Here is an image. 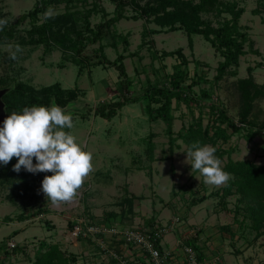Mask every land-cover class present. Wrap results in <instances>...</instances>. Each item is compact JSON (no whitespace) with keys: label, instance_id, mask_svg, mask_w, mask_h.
<instances>
[{"label":"rangeland","instance_id":"1","mask_svg":"<svg viewBox=\"0 0 264 264\" xmlns=\"http://www.w3.org/2000/svg\"><path fill=\"white\" fill-rule=\"evenodd\" d=\"M236 1L246 9L239 21L240 25L247 28L249 36L255 42V48H258L262 55L248 53L243 56L239 74L227 76L219 82L218 87L214 88L212 80L222 57L212 45L202 35H196L194 47L191 49L185 32L177 30L152 34L146 37L147 42L141 47L145 25L149 28L156 27L146 18L123 19L112 25L102 40L105 46L103 53L108 58L114 60L119 54L125 56L124 63L130 85L120 76L115 66L104 63L93 66L87 59L88 56L99 59L98 56L101 54L96 51L100 46L99 43L88 44L83 55L79 56L75 50H64L55 41H52L49 50L43 44H22L20 42L22 38L30 37L28 30L33 25L31 17L19 22L14 39L0 42V81L2 82L0 90L7 92L16 82H24L37 91L56 82L64 88L78 89L79 97L67 107H61L67 114L74 113L72 117L74 127L64 130L70 131L75 136L76 142L84 150L90 151L93 157V170L78 190L77 196L71 202L60 205H53L40 191L44 176L51 175V172L33 174L24 170L26 175L35 179L31 185L22 179L23 176L14 179L0 172V244L9 248L8 242L14 241L17 247H21L18 248L19 252H12L4 264H32L36 248L42 241L60 242L64 249L79 256V264H95L97 262L93 257L95 251L87 243L95 234L87 238L83 236L75 239L72 225L74 223L79 225L86 220L88 225H97L96 223L102 221L106 212L114 211L121 215L110 219L109 223L110 226L125 229L146 223L151 217H154L155 221H166L180 215L189 222L187 218L189 213L188 210V214L186 213L185 208L189 205L193 194H202L204 184L212 190L219 186L204 183L203 176L198 171L191 170V165L186 162L187 154L182 153L183 149L175 153L177 169L175 168L174 172L170 168L172 163L169 160H159L155 168H151L146 158L148 134L151 132L158 134L153 138L157 144L158 157L164 151L169 153L170 150L165 123L161 120L154 123L149 121L145 110L147 101L144 92L148 83L163 82L174 71V65L179 63L180 59L177 56L163 57L161 52L182 47L191 61L188 65L190 78L187 79L186 84L191 83V80L196 79L198 75H203L205 81L194 87V93L191 94L195 100L191 106L182 103L175 110L177 118L174 122V130L179 131L183 124L189 123L194 115L198 117L201 112L206 113L204 124L208 123L212 101L199 100L201 88H211L212 100L224 107L228 114L238 121L237 80L247 77V69L252 66L257 82L264 84V10L260 14L253 13L259 2L264 0ZM40 2L41 0H0V19H6L9 26L15 24L23 14L33 10ZM95 3L99 10L104 8L109 14L107 17L102 11L93 14L90 22L95 27L112 16L115 4L111 0H72L71 2L52 0L47 10L38 14L36 23L54 20L68 11H79L80 13L65 17L64 25L56 30L64 32L67 28L74 27L83 29L84 12ZM134 13L133 8L128 7V14ZM203 16L211 19L214 24L224 18L223 16L218 18L213 14H203ZM62 34H56V37L59 38ZM76 38L75 33H69L66 44H71ZM17 44L23 51L17 54V59H10L9 50H14ZM134 52L135 55H130ZM79 59L83 60L85 65L78 64ZM128 97L130 102L112 119L97 115L96 109L101 104ZM255 117L259 125L264 123V98L256 101ZM258 132L252 141H247L246 130L236 133L231 140V144L236 148L232 157L251 158L259 163L264 162V129ZM140 165L148 167L138 169ZM173 188L178 195L172 194ZM128 192L129 195H138L133 211L127 205L121 204V198L128 195ZM213 199L214 201L208 200L204 204H212L208 207L214 209L217 207L215 204L217 199ZM234 201L233 198L230 203L232 210L235 209ZM203 212L201 210L196 216L200 217ZM6 216L10 217V221H5ZM21 217L24 220H21ZM101 224L109 226L104 222ZM80 225L84 227L83 224ZM111 233L107 231V235ZM253 235L255 231L252 230L251 237L248 238L252 239ZM170 237L173 239L175 235H169L168 241ZM22 246L26 248L27 254L22 251ZM1 256L4 259L6 255L2 252ZM233 258L236 264L238 260L242 261L241 257L236 255H233ZM103 264L108 263L103 262Z\"/></svg>","mask_w":264,"mask_h":264},{"label":"trees","instance_id":"2","mask_svg":"<svg viewBox=\"0 0 264 264\" xmlns=\"http://www.w3.org/2000/svg\"><path fill=\"white\" fill-rule=\"evenodd\" d=\"M51 1L41 0L39 5L23 14L15 24L10 26L7 24L3 30H0V42L14 39L19 22L31 17L33 25L28 30L30 37L29 39L22 38L20 40L22 44H43L49 50L52 47V41H55L64 50H75L79 56L83 55V51L88 44L99 43L100 46L96 50L101 54V56H98L99 59H93L90 56L87 59H89L93 66L103 63L115 66L119 70L120 76L127 80L128 85H130V78L124 63L125 56L119 54L116 59L111 60L103 53L105 46L102 44L106 31L123 19L138 20L146 18L156 25L153 28L145 25L141 47L146 44V37L152 34L181 30L187 35L189 46L193 49L194 37L202 35L222 57L218 62L214 80H212L213 88L218 87L219 82L227 76H237L239 74L241 58L243 56L248 53L262 55V52L258 48H255V42L249 36L247 28L240 25L239 21L246 9L240 6L236 0H111L115 4L112 16L93 27L90 22V17L93 14L102 11L105 17L109 15L104 8L99 10L98 5L95 3V5L84 12L85 26L83 29L76 27L72 29L67 28L64 32L57 31L56 28L64 25L65 17L80 12L68 11L65 15L58 16L54 20L37 24L38 14L46 11ZM67 1L71 2L72 0ZM128 7H132L135 13L129 15ZM262 10H264V1L259 2V6L253 10V13L260 14ZM203 14H213L218 18L222 16L224 18L218 20L217 24H214L211 19H206ZM61 33H63L62 36L57 38L56 34ZM69 33H75L77 38L75 41L71 40V44H66V38L69 36ZM135 54L136 52L130 55ZM161 56H177L180 60L179 63L174 65V71L163 82L148 83L144 92V98L147 101L145 110L151 123L159 122L160 120L165 123L170 151L169 153L164 151L158 157L156 154L157 144L153 140L158 134L151 132L148 134L146 140V158L148 162L157 159H173L176 151L179 149H183L182 153L186 154L187 148L196 141H199L201 144L215 146L217 149L216 155L222 160L223 169L231 173L233 178L226 185L209 194H193L190 202L196 205L209 197H214L218 199L219 203L226 206L234 198L233 204L236 217L242 214L244 221L246 219L249 220V223H245L248 224L251 231H255L252 241H256L264 234V163H259L251 158L234 159L232 154L236 148L231 144V140L236 133L246 130L245 136L247 141H252L258 135V131L264 129V123L259 125L255 117L256 101L264 98V84L257 82L252 66H249L247 69V77H241L237 80L239 94L238 121L230 116L224 107H221L220 104L212 100L213 93L211 88H201L199 100L212 101L208 113V123L204 124L206 113L201 112L198 117L194 115V118L189 123L183 124L179 131H175L174 122L177 118L175 110L182 103L191 106L193 100H195L191 93H194L193 89L196 85L205 81V77L198 75L196 79L191 80V83L186 84L187 79L190 78L188 65L191 61L184 53L182 47L176 50H163ZM192 61L194 62L195 60ZM77 63L85 65L83 60L80 59ZM209 82L211 83V81ZM0 84H2L1 81ZM78 97L79 92L77 88H64L59 82L44 86L39 91L24 82H16L7 90L2 99L5 103V110L10 115L14 111L20 113L25 107L32 106L51 107L52 105H57L67 107ZM128 102H130L129 97L115 100L111 103H103L96 109V113L104 118L112 119ZM70 115L73 117L74 113ZM16 162L17 159L14 157L7 165L0 164V172L14 179L23 176L22 179L31 185L35 179L31 178L28 174L26 175L23 168L19 172L13 171V165ZM147 167L146 165L145 167L140 165L138 169ZM171 170L173 172L175 170L173 165ZM173 193L174 195L177 194L175 190H173ZM135 198L136 196L124 195L121 198V204L127 205L133 211ZM161 200L164 201L162 198ZM119 216L121 215L114 211L106 212L102 221L96 224L101 225L104 222L110 225L109 220ZM21 220H24V218L21 217ZM5 221H10V217L6 216ZM154 223V217L148 218L146 221L148 225ZM74 225L75 223L72 227ZM92 240L90 237L87 243L91 247H95L94 251L97 253L95 254V258H97L95 264H101L98 262V258H100L98 254L99 246H97L96 241ZM194 242L196 249L203 252V247L196 242V239H194ZM120 243L121 241H114L118 250ZM19 247L16 245L13 248H6L4 244H0V264H4L12 252H19ZM22 251L27 254L24 246H22ZM2 252L6 255L4 259L1 256ZM201 255L203 256V254ZM32 264H79V256L74 252L64 249L60 242L42 241L36 248Z\"/></svg>","mask_w":264,"mask_h":264},{"label":"clouds","instance_id":"3","mask_svg":"<svg viewBox=\"0 0 264 264\" xmlns=\"http://www.w3.org/2000/svg\"><path fill=\"white\" fill-rule=\"evenodd\" d=\"M0 19V30L7 25ZM20 45L9 50V58L17 59ZM73 118L60 106L25 107L22 112H12L0 127V164L7 165L14 157L13 171L21 168L36 174L48 173L41 182L40 191L53 205L71 202L93 170L92 153L76 142L70 131ZM211 144L192 143L185 151L186 162L192 171H198L204 183L226 185L233 177L222 167V160ZM35 160V162H34Z\"/></svg>","mask_w":264,"mask_h":264},{"label":"built area","instance_id":"4","mask_svg":"<svg viewBox=\"0 0 264 264\" xmlns=\"http://www.w3.org/2000/svg\"><path fill=\"white\" fill-rule=\"evenodd\" d=\"M80 224H83L84 227ZM109 226L104 224L88 225L86 220L84 223L75 225L72 229L75 239L95 234L93 240L99 246L100 258L98 260L100 263L222 264L220 254L207 257L202 251L196 249L194 239L199 238V229L191 227L189 222L180 215L173 216L166 221L156 220L151 225L143 222L126 229L114 225ZM107 231L112 233L107 235ZM171 234H174L175 237L168 241L167 237ZM114 241H121L119 250ZM8 245L9 248H13L17 244L11 241L8 242Z\"/></svg>","mask_w":264,"mask_h":264},{"label":"crops","instance_id":"5","mask_svg":"<svg viewBox=\"0 0 264 264\" xmlns=\"http://www.w3.org/2000/svg\"><path fill=\"white\" fill-rule=\"evenodd\" d=\"M176 158L177 157H174L173 159L169 160L172 163L171 167L172 165L174 166V168L177 167ZM234 159H245V158L236 157ZM158 161L159 159L149 163L152 169L155 168V165ZM163 161H168V160H163ZM157 171L158 169H156V172ZM221 187L222 186H219L215 190ZM173 190H172V194H174ZM215 190L208 188V186L204 184L202 193L209 194L210 192ZM129 194L130 193L128 192V196H136V198L134 199V204H135V200H138V195L136 194L129 195ZM176 195H178V193L175 194L174 196ZM213 198L214 197H209L205 201L208 200L214 201ZM205 201L198 203L196 205H193L190 202L189 205L186 206L185 208L186 213L187 210L189 213L187 218L189 220L190 226L199 229V238L196 239V242H198L199 245L203 247L204 255L207 257H211L219 253L222 257V264H236L233 255H236L237 257H241L242 261L238 260L237 264H264V234L261 237H259L256 241H252L253 238L252 239L248 238V236L251 237L252 231L249 228L248 224L245 223V222L249 223V220L246 219L244 221L243 215L242 217H240V215L236 217V212L231 209V204H227L225 206V204L219 203L217 199L215 200V204H217L216 205L217 207L212 209L211 207H208V205L212 206V204H204ZM201 210L204 211L202 215L200 217L196 216L197 213L201 212ZM94 248L95 247L93 246V249ZM95 254L97 253L94 252L93 257H96ZM229 254H231L230 255L231 257L230 256L226 257V255ZM95 259L97 260V258Z\"/></svg>","mask_w":264,"mask_h":264},{"label":"water","instance_id":"6","mask_svg":"<svg viewBox=\"0 0 264 264\" xmlns=\"http://www.w3.org/2000/svg\"><path fill=\"white\" fill-rule=\"evenodd\" d=\"M5 93H6V90H0V127L3 126V121L8 116L5 110V103L2 99Z\"/></svg>","mask_w":264,"mask_h":264}]
</instances>
